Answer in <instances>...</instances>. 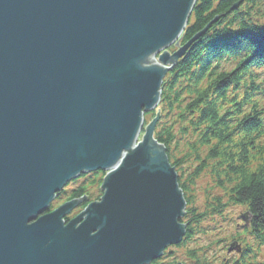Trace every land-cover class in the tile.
<instances>
[{"label":"water","instance_id":"1","mask_svg":"<svg viewBox=\"0 0 264 264\" xmlns=\"http://www.w3.org/2000/svg\"><path fill=\"white\" fill-rule=\"evenodd\" d=\"M196 1L0 0V264H149L180 243L186 200L154 129L165 75L219 18L181 44ZM94 171L99 199L51 209Z\"/></svg>","mask_w":264,"mask_h":264},{"label":"trees","instance_id":"2","mask_svg":"<svg viewBox=\"0 0 264 264\" xmlns=\"http://www.w3.org/2000/svg\"><path fill=\"white\" fill-rule=\"evenodd\" d=\"M237 1H196L181 42L220 17L162 82L154 137L177 172L187 227L150 264H264V0L231 10ZM83 176L60 200L99 197L103 172ZM234 208L249 213L248 226ZM231 241L240 252H227Z\"/></svg>","mask_w":264,"mask_h":264},{"label":"flooded vegetation","instance_id":"3","mask_svg":"<svg viewBox=\"0 0 264 264\" xmlns=\"http://www.w3.org/2000/svg\"><path fill=\"white\" fill-rule=\"evenodd\" d=\"M215 1V3H217L218 2V0H214ZM89 174V173H88ZM84 175H86V174H84ZM84 176L83 175H81V176H79V177H77V178H75L74 180H72V181H70L66 186H64V188L62 189V190H65V192L63 193L62 192V190L58 193V195H57V199H61L60 197H62V196H65V193H66V191L68 190V188H72V190L73 191H78L77 190V188H78V186L80 185V183H81V179L83 178ZM83 185H85L84 183H83ZM82 192H83V190H82ZM100 196V195H99ZM80 197H85V199L76 207V208H74L73 210H72V212L74 211L75 213H74V215L76 214V213H78L87 203H89V202H91V201H94V200H97V199H99V197L98 198H92V199H90V196L88 195V192H83L81 195H79L78 197H74V198H80ZM73 199V198H72ZM66 200H69V199H65V200H61V202L59 203V204H61V203H63V202H65ZM59 204H57L56 206H58ZM71 212V213H72ZM70 213V214H71Z\"/></svg>","mask_w":264,"mask_h":264},{"label":"rangeland","instance_id":"4","mask_svg":"<svg viewBox=\"0 0 264 264\" xmlns=\"http://www.w3.org/2000/svg\"><path fill=\"white\" fill-rule=\"evenodd\" d=\"M170 49H173V47H171ZM148 121V120H147ZM61 202V200H59V199H55L53 202H52V207H55L57 204H59ZM242 212H244V210H242V209H239V208H234L232 211H231V213H233V217H235L236 218V221L237 222H239V224L240 223H242L241 222V220L238 218V214H240V213H242ZM74 211L70 214L71 215V217H73L74 216ZM224 227H227L228 228V226L226 225V224H224ZM222 233V232H221ZM219 236H221V234H219Z\"/></svg>","mask_w":264,"mask_h":264}]
</instances>
